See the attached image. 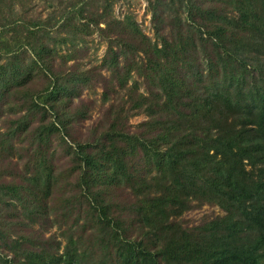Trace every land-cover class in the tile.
<instances>
[{
	"label": "trees",
	"instance_id": "trees-1",
	"mask_svg": "<svg viewBox=\"0 0 264 264\" xmlns=\"http://www.w3.org/2000/svg\"><path fill=\"white\" fill-rule=\"evenodd\" d=\"M113 4L0 0V264H264V0Z\"/></svg>",
	"mask_w": 264,
	"mask_h": 264
},
{
	"label": "rangeland",
	"instance_id": "rangeland-1",
	"mask_svg": "<svg viewBox=\"0 0 264 264\" xmlns=\"http://www.w3.org/2000/svg\"><path fill=\"white\" fill-rule=\"evenodd\" d=\"M114 2V14L120 18H123L126 14H130L135 17L139 22L141 29L144 33L149 35L154 39V27L151 22V13L149 10V0H113ZM42 9V8H41ZM46 15V10L43 11ZM79 46H82L84 49L81 52V60L87 66L91 64L100 65L102 59L107 50V41L99 36L96 32L92 33L90 36H87L84 43H79ZM64 48V47H63ZM134 79H137L139 82L141 78L138 75H134ZM144 90V88H141ZM102 94V88L97 86L96 88L86 89L82 97L89 100L91 104V116L90 118L83 120L77 124V128L82 132L86 131L92 123H94L101 115L102 107L100 104V97ZM145 114H137L130 118V124L137 125L141 120L145 119ZM60 164H66V161L60 160ZM224 211L217 205L203 204L195 206L185 212L180 219L185 222V224L191 226L198 224L207 217H213L216 215H222ZM53 218V215H51ZM39 225L35 224V227L38 228ZM43 228V227H42ZM63 228H58L57 224L54 223L49 225L45 230L44 234L50 236L55 234L58 239L65 242V238L62 235Z\"/></svg>",
	"mask_w": 264,
	"mask_h": 264
}]
</instances>
